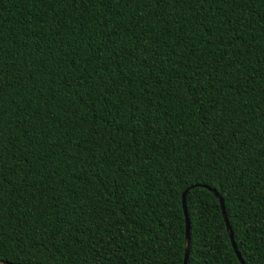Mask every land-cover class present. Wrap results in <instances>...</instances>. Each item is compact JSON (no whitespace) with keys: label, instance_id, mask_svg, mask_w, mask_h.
<instances>
[{"label":"trees","instance_id":"trees-1","mask_svg":"<svg viewBox=\"0 0 264 264\" xmlns=\"http://www.w3.org/2000/svg\"><path fill=\"white\" fill-rule=\"evenodd\" d=\"M264 264V0H0V264Z\"/></svg>","mask_w":264,"mask_h":264},{"label":"water","instance_id":"water-1","mask_svg":"<svg viewBox=\"0 0 264 264\" xmlns=\"http://www.w3.org/2000/svg\"><path fill=\"white\" fill-rule=\"evenodd\" d=\"M191 187H189L188 189H186L183 194H182V207H183V213H184V217H185V235H184V239H185V248H184V260H183V264H186V259H187V251H188V243H189V222H188V215H187V209H186V203H185V197H186V193L187 191L190 189ZM213 194L218 198L219 200V203H220V208H221V213H222V216L224 218V221L226 223V229H227V232H228V235L230 237V240H231V243H232V246H233V249L236 253V256L240 262V264H245L244 260L242 259V257L240 256V253L238 252L236 246H235V243H234V240H233V236H232V231H231V228L229 226V223H228V219L226 217V214H225V211H224V204H223V200L222 198L220 197V195L218 194V192L214 189H211L209 188ZM3 264H14V263H6L4 262ZM30 264H33V263H30Z\"/></svg>","mask_w":264,"mask_h":264}]
</instances>
